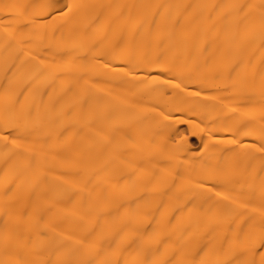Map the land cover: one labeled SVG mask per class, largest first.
Masks as SVG:
<instances>
[{
	"label": "bare ground",
	"instance_id": "1",
	"mask_svg": "<svg viewBox=\"0 0 264 264\" xmlns=\"http://www.w3.org/2000/svg\"><path fill=\"white\" fill-rule=\"evenodd\" d=\"M0 264H264V0H0Z\"/></svg>",
	"mask_w": 264,
	"mask_h": 264
},
{
	"label": "rangeland",
	"instance_id": "2",
	"mask_svg": "<svg viewBox=\"0 0 264 264\" xmlns=\"http://www.w3.org/2000/svg\"><path fill=\"white\" fill-rule=\"evenodd\" d=\"M190 141H191V143H194V144H196L195 138H193V137H190Z\"/></svg>",
	"mask_w": 264,
	"mask_h": 264
}]
</instances>
